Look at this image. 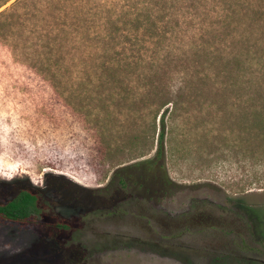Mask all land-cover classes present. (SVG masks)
I'll return each instance as SVG.
<instances>
[{
    "label": "rangeland",
    "instance_id": "rangeland-1",
    "mask_svg": "<svg viewBox=\"0 0 264 264\" xmlns=\"http://www.w3.org/2000/svg\"><path fill=\"white\" fill-rule=\"evenodd\" d=\"M14 1L1 6L0 0V13ZM130 4L29 0L0 18V201L34 189L49 213L73 226L59 236L0 224V264H264V242L235 208L238 199L264 207V168L232 142L240 122L210 121L216 106L204 103L215 99L213 92L204 93L200 105L185 104L179 120L177 111L174 119L167 114L163 168L142 164L156 142L144 146L140 134L150 131L149 120L135 116H148L154 100L142 101L127 87L140 83L133 66L115 78L98 70L103 9L120 13ZM172 39L173 62L160 74H168L165 88L176 91L171 88L185 78L196 82L198 69L190 39ZM114 41L119 54L105 58L127 63L141 62L139 56L146 63V55L162 54L167 45L158 38L130 52L142 40ZM180 53L187 54L182 61ZM57 63L62 89L38 86ZM208 72L214 75L216 66ZM111 82L119 87L115 100ZM156 125L157 134L158 118Z\"/></svg>",
    "mask_w": 264,
    "mask_h": 264
},
{
    "label": "trees",
    "instance_id": "trees-1",
    "mask_svg": "<svg viewBox=\"0 0 264 264\" xmlns=\"http://www.w3.org/2000/svg\"><path fill=\"white\" fill-rule=\"evenodd\" d=\"M10 1L4 0L1 6ZM129 1L131 4L125 12L111 13L107 8L103 9L102 13L105 15L100 19V27H98V33L100 31L102 33L100 37L102 61L98 70L115 78L123 75L125 69L133 66L134 74L137 78H141L140 83H127V87L133 89L137 93L135 96L142 101L154 100L149 103L151 107L148 106L150 109L148 116L145 112L139 111L135 116L136 120H149L146 128L150 131L140 134L145 139L144 146L156 142L153 157L142 164L163 168L167 114L171 115L168 118L174 119L172 116L177 111V120H179L185 104L200 105L202 104L200 98L204 93L213 92L215 99L204 103L211 109L216 106L210 121L219 120L225 124L240 122L238 135L231 132V135L235 136L232 142L236 143L237 140L240 146H244L246 155L264 168V84L261 82L264 68L259 67L261 60L264 59V0ZM28 2L29 0H15L0 13V18L20 5L25 6ZM128 25L131 27L130 31ZM112 26L114 28L110 31ZM81 30L74 29L73 32L79 33ZM190 30L192 31L187 33ZM61 31L65 32L64 29ZM85 32L89 33V30L86 29ZM115 35L117 37H114ZM176 36L190 39L189 42H192L189 51L195 59L198 69L195 73H198V76L196 82L185 78L177 84V87L171 88L176 91H169L164 83L168 74H160V72L164 65L173 62L174 51H171L170 44L174 41L172 38ZM158 38H164L167 45L162 49V54L152 51L150 55H146V63L141 56H139L141 62L133 63L124 62L120 58L114 59L115 61L105 58L112 53L119 54L115 51L114 44L111 47V42L116 39L129 42L132 39L142 40L141 46H137L135 50L131 47L127 49L130 52H140L148 41L157 42ZM123 49L120 56L125 53ZM259 50L262 54L257 56L256 52ZM186 56V53H180V61ZM231 65L234 68L229 70ZM54 66L57 67L56 73L50 67L45 69L43 77L37 80L38 86L45 87L47 82L52 89H62L63 79L59 77L58 69L61 70L63 65L57 63ZM215 66L216 73L211 75L208 70ZM41 67L45 68L42 63ZM210 76L214 82L208 78ZM108 84L111 85L109 95L112 100L120 97L119 92L116 93L119 87L112 82ZM237 111L239 112L237 118L231 116ZM157 118L159 131L156 134ZM225 141L230 139L226 138ZM118 184L124 186L125 180L119 179ZM235 208L250 224L252 233L257 237L256 240L259 243L264 242V207L250 206L238 199ZM0 224L16 225L35 235L40 231H53L59 236H65L72 232L73 228L67 219L49 213L40 194L31 188L20 189L14 197L0 201ZM243 264L260 263L244 262Z\"/></svg>",
    "mask_w": 264,
    "mask_h": 264
}]
</instances>
